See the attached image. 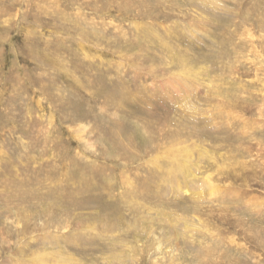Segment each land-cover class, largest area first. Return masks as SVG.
I'll return each mask as SVG.
<instances>
[{
    "label": "rangeland",
    "instance_id": "1",
    "mask_svg": "<svg viewBox=\"0 0 264 264\" xmlns=\"http://www.w3.org/2000/svg\"><path fill=\"white\" fill-rule=\"evenodd\" d=\"M0 264H264V0H0Z\"/></svg>",
    "mask_w": 264,
    "mask_h": 264
}]
</instances>
